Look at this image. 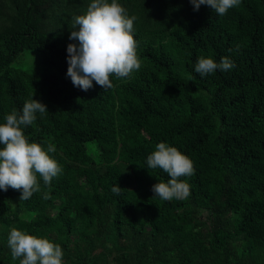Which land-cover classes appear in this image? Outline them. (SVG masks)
I'll list each match as a JSON object with an SVG mask.
<instances>
[{
	"label": "trees",
	"instance_id": "trees-1",
	"mask_svg": "<svg viewBox=\"0 0 264 264\" xmlns=\"http://www.w3.org/2000/svg\"><path fill=\"white\" fill-rule=\"evenodd\" d=\"M90 2L0 0V123L32 98L46 105L24 134L54 145L62 167L29 200L0 191V264H19L13 228L60 244L64 264H264V0L224 16L190 0H120L137 17L142 67L85 92L66 76V49ZM28 49L41 73L13 67ZM200 57L235 67L201 78ZM160 142L193 162L185 200L154 198L169 179L146 169Z\"/></svg>",
	"mask_w": 264,
	"mask_h": 264
},
{
	"label": "clouds",
	"instance_id": "clouds-1",
	"mask_svg": "<svg viewBox=\"0 0 264 264\" xmlns=\"http://www.w3.org/2000/svg\"><path fill=\"white\" fill-rule=\"evenodd\" d=\"M242 0H190L194 11L207 6L217 16H224L230 9L240 5ZM136 16H130L120 0H91L86 13L72 18V27L67 46V78L74 87L88 91L95 85L105 91L113 87L112 78L124 79L142 67L134 38ZM234 62L224 57L220 62L200 57L195 63V72L204 78L217 71L228 72ZM48 112L47 106L34 98L24 102L20 112L13 110L0 123V191L10 188L20 192L21 201L29 200L40 192L44 185H51L62 173V167L51 155L54 145L44 147L30 142L24 129L34 125L37 114ZM147 168L162 170L169 177L167 182L153 185L154 198L163 201L185 200L191 192L189 184L181 177L195 174L193 162L176 147L165 142L156 145L148 155ZM39 177V180H38ZM114 195L122 189L113 186ZM47 198V197H45ZM7 245L14 261L19 264H64V252L60 244L46 237L30 235L13 228L9 231Z\"/></svg>",
	"mask_w": 264,
	"mask_h": 264
},
{
	"label": "rangeland",
	"instance_id": "rangeland-1",
	"mask_svg": "<svg viewBox=\"0 0 264 264\" xmlns=\"http://www.w3.org/2000/svg\"><path fill=\"white\" fill-rule=\"evenodd\" d=\"M15 69H23L29 72L41 73L42 71V57L41 53L36 50L28 49L17 59L13 64ZM202 220L208 224L211 222V216L205 212Z\"/></svg>",
	"mask_w": 264,
	"mask_h": 264
}]
</instances>
